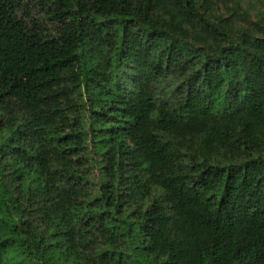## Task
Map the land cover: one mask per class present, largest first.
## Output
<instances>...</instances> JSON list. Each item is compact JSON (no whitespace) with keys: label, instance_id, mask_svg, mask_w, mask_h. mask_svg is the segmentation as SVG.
<instances>
[{"label":"trees","instance_id":"obj_1","mask_svg":"<svg viewBox=\"0 0 264 264\" xmlns=\"http://www.w3.org/2000/svg\"><path fill=\"white\" fill-rule=\"evenodd\" d=\"M0 264H264V14L0 0Z\"/></svg>","mask_w":264,"mask_h":264},{"label":"rangeland","instance_id":"obj_2","mask_svg":"<svg viewBox=\"0 0 264 264\" xmlns=\"http://www.w3.org/2000/svg\"><path fill=\"white\" fill-rule=\"evenodd\" d=\"M221 2L232 14L236 12L240 17L247 16L252 21L264 14V0H221Z\"/></svg>","mask_w":264,"mask_h":264}]
</instances>
